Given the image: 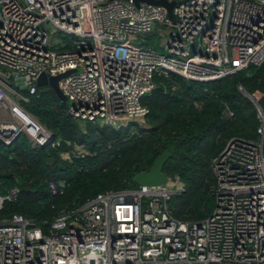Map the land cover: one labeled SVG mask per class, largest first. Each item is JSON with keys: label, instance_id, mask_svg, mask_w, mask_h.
<instances>
[{"label": "built area", "instance_id": "obj_1", "mask_svg": "<svg viewBox=\"0 0 264 264\" xmlns=\"http://www.w3.org/2000/svg\"><path fill=\"white\" fill-rule=\"evenodd\" d=\"M168 1L175 21L146 1L0 0V66L8 70H0V141L11 146L25 135L33 146L60 145L22 105L41 73L73 70L59 81L69 113L114 127L145 121L142 99L158 74L210 82L264 62V0ZM155 25L171 36L167 55L127 44ZM58 32L73 39L54 40ZM263 95H251L260 139L233 137L212 159L216 205L207 218L174 216L178 175L165 185L107 190L46 226L22 214L2 219L0 264H264ZM64 186L48 182L52 194ZM19 194L17 186L0 193V211Z\"/></svg>", "mask_w": 264, "mask_h": 264}, {"label": "trees", "instance_id": "obj_2", "mask_svg": "<svg viewBox=\"0 0 264 264\" xmlns=\"http://www.w3.org/2000/svg\"><path fill=\"white\" fill-rule=\"evenodd\" d=\"M155 83L142 99L150 109L145 126L133 121L114 130L87 120L90 136L61 112L66 103L52 88L38 87L26 107L61 143L33 146L25 135L11 146L0 141V193L15 186L21 190L0 211V221L22 214L46 226L61 210L79 207L99 193L137 187L135 175L149 170L165 150L172 156L164 170L172 179L178 175L185 188L169 200L174 216L200 221L211 215L216 205L212 159L233 137L260 139L258 110L247 92L264 94V62L210 82L172 73L156 75ZM260 104L264 108V95ZM226 109L233 112L230 118ZM89 138L87 154L71 152L77 141ZM67 152L69 159L61 156ZM51 157L55 162L48 161ZM57 180H65V186L52 194L48 182Z\"/></svg>", "mask_w": 264, "mask_h": 264}, {"label": "rangeland", "instance_id": "obj_3", "mask_svg": "<svg viewBox=\"0 0 264 264\" xmlns=\"http://www.w3.org/2000/svg\"><path fill=\"white\" fill-rule=\"evenodd\" d=\"M159 25H155V29L153 31H148V32H142V33H139V34H136L135 36L131 37L127 44L130 45V46H133V47H144V48H152L153 50L157 51L158 53H161V54H168V51L165 47V43H163V41H167L170 39V35H163L161 32H159ZM53 39L54 40H57V39H61V40H64V41H67L68 39H73L72 36L64 33V32H58L56 33L55 36H53ZM0 70H2L3 72L7 73V69L3 68L0 66ZM0 79H1V76H0ZM11 82H12V86L18 88L15 84V79H11ZM46 89H50V87H44ZM19 92L22 94V93H26L24 89H20L18 88ZM30 103L29 102H22V105L28 110V108L26 107V105H28ZM66 103V106L67 107H64V108H60L64 114L68 115L69 118L74 121V123L79 127L80 131L85 135V134H88L89 135V132H88V124H90V122H93L94 124L96 125H99V126H108V125H105L101 119L99 120H96V121H87L85 119H80V118H72L71 117V114L69 113V110H68V106H70V103L69 102H65ZM53 109H56L54 104L51 105ZM29 111V110H28ZM30 112V111H29ZM31 113V112H30ZM35 116V115H34ZM36 117V116H35ZM40 120V119H39ZM140 125L142 126H145V122L144 121H141L139 122ZM129 123L127 124H123V125H119V126H110V129H114V130H118L120 127H127ZM107 128V127H106ZM109 128V127H108ZM90 136V135H89ZM79 141L76 142V145L74 147V150H71V152H75V153H81V154H87L89 152V144L91 142V139L89 138V140H86L84 142H82V144H79L78 143ZM68 144H71L70 142ZM74 153V154H75ZM63 158H67L69 159L70 158V152H67V153H64L61 155ZM53 158V157H52ZM55 162V158L53 161H51L50 163H53ZM177 188L179 189L178 193L183 191L185 188H184V183L180 180V182L177 184ZM21 191V190H20Z\"/></svg>", "mask_w": 264, "mask_h": 264}, {"label": "water", "instance_id": "obj_4", "mask_svg": "<svg viewBox=\"0 0 264 264\" xmlns=\"http://www.w3.org/2000/svg\"><path fill=\"white\" fill-rule=\"evenodd\" d=\"M137 6L140 5L141 1H146L150 4L154 5H162L165 6L168 9V16L172 20H176L175 15L173 13V6L175 4V1L169 2L168 0H133ZM73 70H70L66 73L59 74L56 76L49 75L47 73H41L37 79V84L39 87H50L52 88L60 100L63 102H67V97L63 94L62 90L59 87V81L60 79L71 73ZM247 95L249 98L254 101L253 97L247 92ZM255 103V101H254ZM258 105V103H257ZM172 156V152L170 150H165L161 154H159L155 160L153 161V164L151 165L149 170H145L142 172H139L135 175V183L138 186H160L167 184L171 177L169 174L164 170L166 162L169 160V158ZM54 158H49V162L53 161Z\"/></svg>", "mask_w": 264, "mask_h": 264}]
</instances>
